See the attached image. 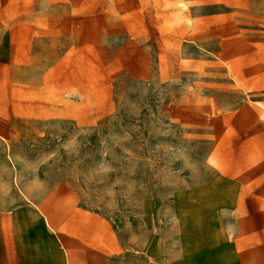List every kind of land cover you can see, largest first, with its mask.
<instances>
[{
  "label": "rangeland",
  "instance_id": "1",
  "mask_svg": "<svg viewBox=\"0 0 264 264\" xmlns=\"http://www.w3.org/2000/svg\"><path fill=\"white\" fill-rule=\"evenodd\" d=\"M6 220L60 264L103 220L108 264L264 252V0H0V257Z\"/></svg>",
  "mask_w": 264,
  "mask_h": 264
},
{
  "label": "crops",
  "instance_id": "2",
  "mask_svg": "<svg viewBox=\"0 0 264 264\" xmlns=\"http://www.w3.org/2000/svg\"><path fill=\"white\" fill-rule=\"evenodd\" d=\"M260 192V191H257ZM256 208L262 204V199H255ZM244 207L240 201L234 204L235 211H240ZM246 219V217H244ZM28 222H20V225H15L11 220L4 221L3 224V254L0 257L2 264H45L44 260L51 259L50 264H60L61 250V234L54 230H44V222L32 221V227ZM33 228V229H32ZM85 237H90L89 230L83 231ZM68 238L63 236V239ZM48 242L43 243L44 240ZM118 233L112 228H109L108 222L103 220V247H98L101 251L99 264H108V256L111 251L117 250ZM86 244H70L66 245L64 251L71 252L72 250L81 251L89 250ZM51 255V257H50ZM89 259L90 257H84ZM48 264V263H47ZM149 264V262H148ZM172 264V263H170ZM175 264H264V252H190L184 253V256Z\"/></svg>",
  "mask_w": 264,
  "mask_h": 264
}]
</instances>
